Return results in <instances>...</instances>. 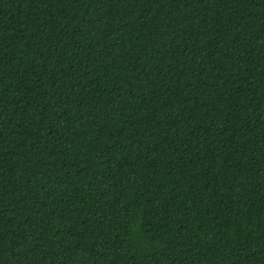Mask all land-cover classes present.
<instances>
[{
	"label": "trees",
	"instance_id": "1",
	"mask_svg": "<svg viewBox=\"0 0 264 264\" xmlns=\"http://www.w3.org/2000/svg\"><path fill=\"white\" fill-rule=\"evenodd\" d=\"M0 264H264V0H0Z\"/></svg>",
	"mask_w": 264,
	"mask_h": 264
}]
</instances>
